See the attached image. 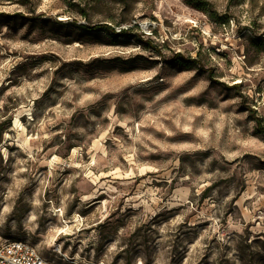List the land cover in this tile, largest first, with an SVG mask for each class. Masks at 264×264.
Masks as SVG:
<instances>
[{
    "label": "rangeland",
    "instance_id": "rangeland-1",
    "mask_svg": "<svg viewBox=\"0 0 264 264\" xmlns=\"http://www.w3.org/2000/svg\"><path fill=\"white\" fill-rule=\"evenodd\" d=\"M99 24L132 31L79 27ZM248 107L264 126V0H0V239L59 264H264Z\"/></svg>",
    "mask_w": 264,
    "mask_h": 264
},
{
    "label": "built area",
    "instance_id": "built-area-1",
    "mask_svg": "<svg viewBox=\"0 0 264 264\" xmlns=\"http://www.w3.org/2000/svg\"><path fill=\"white\" fill-rule=\"evenodd\" d=\"M0 264H59L47 258L32 243L22 240L0 239Z\"/></svg>",
    "mask_w": 264,
    "mask_h": 264
},
{
    "label": "trees",
    "instance_id": "trees-1",
    "mask_svg": "<svg viewBox=\"0 0 264 264\" xmlns=\"http://www.w3.org/2000/svg\"><path fill=\"white\" fill-rule=\"evenodd\" d=\"M122 24H119L118 26H121ZM80 28H82L83 30L86 31H102V32H108L109 30H112L113 28H111V26H109L108 24H99L93 27H90L88 25H82L79 26ZM114 36L117 37H124L126 35H128L131 31L132 28L126 29V28H121L119 32H117L115 29L112 30ZM239 87V86H237ZM246 110L250 111L252 113V117L254 118V120L257 122V126H258V131L264 134V126L262 124V121L260 118L257 117V113L256 110H254L253 108H246Z\"/></svg>",
    "mask_w": 264,
    "mask_h": 264
},
{
    "label": "bare ground",
    "instance_id": "bare-ground-1",
    "mask_svg": "<svg viewBox=\"0 0 264 264\" xmlns=\"http://www.w3.org/2000/svg\"><path fill=\"white\" fill-rule=\"evenodd\" d=\"M14 127L20 129L21 131H23L25 129L24 125L22 124L21 120L19 118H17L14 121Z\"/></svg>",
    "mask_w": 264,
    "mask_h": 264
}]
</instances>
